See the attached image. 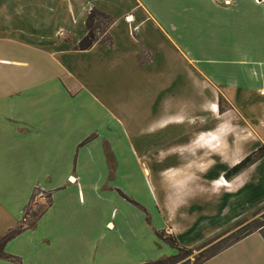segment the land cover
<instances>
[{"label":"crops","instance_id":"obj_1","mask_svg":"<svg viewBox=\"0 0 264 264\" xmlns=\"http://www.w3.org/2000/svg\"><path fill=\"white\" fill-rule=\"evenodd\" d=\"M92 9L112 17V43L76 50ZM232 113L251 127L238 135L236 157L227 146ZM187 122L195 131L183 138ZM187 139L170 154L192 160L183 166L146 167L136 153L138 143ZM255 144L264 147V0H0V237L22 226L35 193L50 197L4 247L20 263L0 264L174 255L156 234L186 246L197 180L223 174L208 151L219 149L218 162L231 167ZM168 182L187 200L164 195ZM258 263L264 239L253 232L202 264Z\"/></svg>","mask_w":264,"mask_h":264},{"label":"rangeland","instance_id":"obj_2","mask_svg":"<svg viewBox=\"0 0 264 264\" xmlns=\"http://www.w3.org/2000/svg\"><path fill=\"white\" fill-rule=\"evenodd\" d=\"M98 37H103V34H100ZM218 101L219 113H223L227 107L226 101H224L221 96H219ZM232 116V118L231 115L229 117L230 120L232 119L234 127L231 129L230 141L227 146L230 149L229 155L232 156L234 154L236 157L235 151L231 150H237V148L238 150H241V146L243 145L241 142L237 141L239 138L238 135H251L249 131L251 130V127L238 126L236 124V117L233 113ZM193 120L194 119H192V122ZM191 129L193 134L195 131V123L187 122L181 125L180 132L178 133L183 136V138H186V135L190 133ZM188 142L187 139L185 142H171L165 143L164 145L156 143L142 145L138 143L135 144V146L136 153L141 157L140 160L143 161V165L146 167H162L165 170L183 166L192 161L190 158L183 157L181 154H176V156H179L176 159L172 158L173 155H170L175 151L181 150L178 147L187 144ZM260 145L255 144L257 152L254 151L256 154L252 155V163L234 175H226V172L234 165L227 167V165L224 166L218 162L219 157L217 156V153L220 151L219 149L208 151L212 159L211 168H213L215 172L217 168L220 167L223 174L220 175L218 172L215 174L213 173L208 176V181L204 178L205 181L202 179L197 180L196 183L198 186L196 187L197 193L195 195L197 199L196 201L192 199V233L188 234L187 237L186 235L181 237V240L184 241L183 243H185L186 246L179 247L182 251H177L174 255L164 257L160 260L177 256L176 261L172 264H196L205 257L220 250H224V248L226 249L230 244L232 245L236 243V239H243L248 236L249 233H253L256 228L264 223V149L258 151L260 148L258 146ZM243 149L245 148L243 147ZM173 160L178 163L172 164L171 162ZM258 161H263V164L260 166L262 167L259 170L260 172L256 174L254 170L251 169L248 173H245L246 169L252 167V165ZM227 168L229 169L227 170ZM202 177H204V175H202ZM238 179H240V181L235 183ZM224 180L229 183L230 186L224 187ZM158 183L159 182L156 181V185ZM161 186L162 188L160 189L165 191L164 195L171 194V196L173 195L174 199H176L175 193L177 188L169 182L162 184ZM217 186H222L223 189H218ZM204 196H209L210 198L204 199ZM178 197L179 200L176 199L178 202L187 200L184 194H181ZM49 201V195L35 193L21 227L23 228L32 223L35 219L32 215L42 211L49 204ZM173 220L176 226H179V223H182L179 213L173 218ZM163 232L167 234L166 231ZM254 232L260 231L258 230ZM169 236L173 237L172 235ZM255 242V239H252L251 246H254ZM164 243L167 245L166 242ZM168 264H171V262Z\"/></svg>","mask_w":264,"mask_h":264},{"label":"trees","instance_id":"obj_3","mask_svg":"<svg viewBox=\"0 0 264 264\" xmlns=\"http://www.w3.org/2000/svg\"><path fill=\"white\" fill-rule=\"evenodd\" d=\"M112 22H113V20H112V18L109 15H107V14H105V13H103V12L97 10V9L90 10V12L88 13V15H87V17L85 19L86 34L77 43V45L75 46V49L79 50V51L88 50L95 43H102V44L110 45L112 43V39H111V37L108 34V29H109L110 25L112 24ZM100 34H103V37H98ZM218 103H219V101H218ZM89 139L90 138H88L85 142L89 141ZM84 143H82V145ZM263 149H264V147H260L258 149V151H262ZM256 152L251 153L250 155L246 156L243 160H241L239 163H237L232 168H230L226 172V175L227 174H229V175L233 174L234 175V174L239 173L243 169H245L250 163H252V161H251L252 160V155L256 154ZM28 209L26 210V214H27ZM45 210H46V208H44L39 213L33 214L32 216L35 219H34V221L32 223L27 225L26 228H31L32 226H34V224L37 221V219L45 212ZM22 230H23V228L19 227L17 229L8 231L4 236L0 237V259L6 260V261H9V262H12V263H20V259L19 258L6 254L4 252V247H5L6 243L9 240H11L13 237L18 235ZM258 230L260 231V233L262 234L263 239H264V223L261 224V226L256 228V230H254V231H258ZM156 236H157V238L159 240H161L163 242H166L167 245H169L170 247L176 249L177 251H182V249H180L178 247L176 239L174 237H171L169 235L167 236V234H165L163 231L162 232H158L156 234ZM240 239L241 238L236 239L235 242L239 241ZM220 251H222V250H220ZM220 251L205 257L203 260L197 262L196 264H202L203 262H205V261L209 260L210 258H212L213 256H215ZM176 259H177V256H173V257L167 258L165 260H157V261H152V262H148V263H144V264H168L170 262L172 264V263H174L176 261Z\"/></svg>","mask_w":264,"mask_h":264}]
</instances>
